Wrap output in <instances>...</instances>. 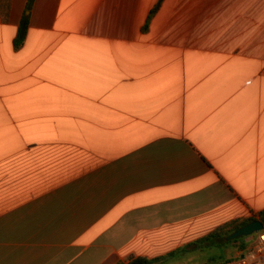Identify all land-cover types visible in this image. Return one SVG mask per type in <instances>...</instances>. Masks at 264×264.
Segmentation results:
<instances>
[{
    "label": "crops",
    "instance_id": "0c3cea01",
    "mask_svg": "<svg viewBox=\"0 0 264 264\" xmlns=\"http://www.w3.org/2000/svg\"><path fill=\"white\" fill-rule=\"evenodd\" d=\"M263 209L264 0H0V264L160 258Z\"/></svg>",
    "mask_w": 264,
    "mask_h": 264
},
{
    "label": "trees",
    "instance_id": "16d2710c",
    "mask_svg": "<svg viewBox=\"0 0 264 264\" xmlns=\"http://www.w3.org/2000/svg\"><path fill=\"white\" fill-rule=\"evenodd\" d=\"M160 4H158L151 13L152 16L159 9ZM26 24L27 18L24 19L21 29L18 34V38L15 41V48H20L23 45L26 36ZM261 220L264 222V209L258 213H253L252 216L248 218H241L230 221L216 230H214L209 235L197 240L196 242L189 244L177 251L170 253L167 256L160 258H146V257H133L130 258L127 263L120 262L118 264H162L166 263L172 259H181L188 257L190 255L198 254L203 252L211 254L215 249H228V248H238L241 252L245 251L248 245L247 239L249 237H241L232 241H226V237L235 232L237 229L249 224L252 221ZM264 232V230H263ZM237 259V258H236ZM233 258H223L212 255L204 264H228L232 262Z\"/></svg>",
    "mask_w": 264,
    "mask_h": 264
},
{
    "label": "built area",
    "instance_id": "2783aa9c",
    "mask_svg": "<svg viewBox=\"0 0 264 264\" xmlns=\"http://www.w3.org/2000/svg\"><path fill=\"white\" fill-rule=\"evenodd\" d=\"M230 264H264V232L253 235L243 256Z\"/></svg>",
    "mask_w": 264,
    "mask_h": 264
},
{
    "label": "water",
    "instance_id": "95a60500",
    "mask_svg": "<svg viewBox=\"0 0 264 264\" xmlns=\"http://www.w3.org/2000/svg\"><path fill=\"white\" fill-rule=\"evenodd\" d=\"M264 230V222L261 220L252 221L249 224L237 229L226 237V241H232L241 237H251Z\"/></svg>",
    "mask_w": 264,
    "mask_h": 264
},
{
    "label": "rangeland",
    "instance_id": "374dc122",
    "mask_svg": "<svg viewBox=\"0 0 264 264\" xmlns=\"http://www.w3.org/2000/svg\"><path fill=\"white\" fill-rule=\"evenodd\" d=\"M256 235V234H255ZM232 248H228L226 250H229ZM224 249H215L213 252H211V254L209 255V253L207 252H203V254L199 253L196 256H188L185 259H176L174 260V263L172 261V264H203L205 263L212 255H215L217 257H223L226 258L227 257V251Z\"/></svg>",
    "mask_w": 264,
    "mask_h": 264
}]
</instances>
